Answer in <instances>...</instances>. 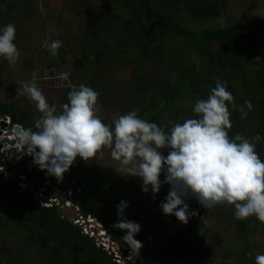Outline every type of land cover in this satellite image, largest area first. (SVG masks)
Returning <instances> with one entry per match:
<instances>
[{
	"label": "trees",
	"instance_id": "trees-1",
	"mask_svg": "<svg viewBox=\"0 0 264 264\" xmlns=\"http://www.w3.org/2000/svg\"><path fill=\"white\" fill-rule=\"evenodd\" d=\"M84 1H89L91 6L96 2L110 3L122 11L115 13L106 8L105 13L109 19L103 17L100 20L98 9H86L88 32L79 38L78 43L89 39L91 43L89 47L81 50L75 66H96L99 62L114 58L126 64L137 62L139 68L133 79L132 91L127 88L120 90V97H117L125 100L124 105L127 106L126 103L130 102L127 100L130 94V99L136 105L135 109L140 107L141 112L146 111L149 114L146 120L168 129L171 127L170 122H179L185 116V111H192L193 105L188 110L182 107L184 95L206 99L210 89L220 80L226 82L227 90L233 95V103L238 107H245L248 112L247 117L241 119V113L229 104V137L237 133L248 138L257 133L264 137V15L250 23L197 29L194 23L191 25L171 18L169 11L187 10L197 20H213L227 6V0H199L192 8L184 0ZM0 19L4 25L16 24V21L6 22L4 17ZM109 23H113L115 31L110 32L107 29ZM16 41L15 39V44ZM178 45L182 49L194 50L201 58L207 59L213 55L214 66H205L202 70L195 64H187V60L182 65V58L179 56L182 49L179 50ZM149 60L165 65L164 71L170 74L165 81L166 85L161 86L157 93L151 92L155 85L149 84L157 82L150 67L146 66ZM253 60H257L260 65L254 68ZM6 64L7 61L0 59V85L1 73L7 68ZM173 76L176 77L174 83ZM100 88L101 95L98 99L101 104H113L108 96L101 93L104 87ZM114 95L116 96L115 93ZM245 100L251 101V110L244 105ZM0 114L8 115L13 124L35 130L33 118L27 119L21 114L18 100L0 101ZM244 127L251 131L250 134L244 132ZM256 151L262 159L264 139L256 142ZM77 171L82 172V178L73 188L75 191L82 187L85 189L76 194L74 204L80 208L85 218L92 216L98 220L115 245L131 250L122 240L124 233L113 228L117 214L112 207L117 210L121 201L118 197L120 187L110 184L106 175L98 169L86 167L82 160L77 159L61 181L50 176L51 189L57 193L66 192L62 182L69 180ZM36 172L41 175L46 173L38 167ZM127 189L130 190L131 186H127ZM192 202L197 210L205 214V209L197 201ZM102 204L104 209H97ZM3 214L15 224L24 240L40 246L48 264H119L114 253L99 246L96 238L86 235L83 228L74 224L72 219L63 217L57 207H45L33 195L20 189L17 179H0V224L3 222ZM124 217L141 226L135 239L141 242L142 247L132 251V257L138 264H197L204 257L206 245L195 238L200 225L199 216L194 222L189 217L187 224L190 228L169 234L165 225H161L158 231L152 226L143 225L135 204L127 207ZM236 225L240 232L239 238L242 239L244 256H247L251 249V233L261 231L264 224L255 219L247 223L237 222ZM159 233H164L166 238L164 242L153 245L152 241L158 240ZM125 255L128 256L127 252ZM246 264H256V260L249 257Z\"/></svg>",
	"mask_w": 264,
	"mask_h": 264
},
{
	"label": "clouds",
	"instance_id": "clouds-1",
	"mask_svg": "<svg viewBox=\"0 0 264 264\" xmlns=\"http://www.w3.org/2000/svg\"><path fill=\"white\" fill-rule=\"evenodd\" d=\"M15 39L14 24L0 27V59L9 66L19 58ZM45 44L50 56L58 54L61 41ZM69 75L61 71L53 77L68 81L70 86L67 102L59 106L49 104L35 83L21 82L17 89L41 114L35 121V130L21 129L18 135L25 153L41 171L61 181L77 159L89 162L98 153L103 154L104 149H110L111 158L126 174L121 176L139 178L142 192L151 191L155 197L162 183L169 186L160 204L166 216L174 215L186 224L189 216L196 214L189 211L188 201L195 200L204 209L228 205L234 208L237 220L254 216L264 223V160L256 151V142L264 137L259 133L251 138L239 133L229 137V104L241 113V119L248 112L233 103L226 82L217 80L206 99L195 101L193 117L170 122L171 127L166 129L141 118L136 109L115 117L111 125L105 124L96 115L99 93L85 84L71 85ZM244 105L251 110V101L245 100ZM71 190L75 192L73 202L78 192ZM67 192L64 193L68 199ZM62 205L76 208L74 202L72 206L64 202ZM128 206L124 200L117 205L113 228L124 233L122 240L134 251L142 247L135 239L141 226L124 217ZM255 260L256 264H264V254L257 255Z\"/></svg>",
	"mask_w": 264,
	"mask_h": 264
},
{
	"label": "rangeland",
	"instance_id": "rangeland-1",
	"mask_svg": "<svg viewBox=\"0 0 264 264\" xmlns=\"http://www.w3.org/2000/svg\"><path fill=\"white\" fill-rule=\"evenodd\" d=\"M184 1L189 8H192L199 0ZM89 7L98 9L100 20L103 17L109 19L105 13L106 8L115 13H122L118 6L104 2H96L91 6L89 1L84 0H0V17H4L6 22L16 21V46L19 50L17 62L12 66L7 63L5 65L7 68H4L1 73L0 101L18 100V106L20 105L23 117L33 118L32 121L35 124L41 114L26 95L17 93L21 82L35 83L45 95L49 104L55 103L59 106L67 102V93L70 91V86L68 81L61 82L53 79V77L61 71H67L70 74L69 81L71 85L85 84L96 90L99 95H101L100 87H104L101 93L114 102L110 106L105 103L104 106L103 103L101 104L100 99L97 101L96 115L105 124L111 125L115 117L136 108L135 103L130 99V94L127 99L130 102L126 103L127 106L124 105L125 100L122 101L121 98L117 97H120V90L126 88L131 90L133 88V79L139 68L137 62L126 64L114 58L99 62L96 66H75V61L80 57L81 50H84V47H89L91 43L89 42L90 39L78 43L79 38L88 32L86 28V9ZM169 15L182 23L191 25L194 23L197 29L210 26L229 27L235 23H250L254 19L261 18L264 15V0H227V6L213 20H197L187 10H172L169 11ZM3 23V21H0V27L4 26ZM107 29L110 32L115 31L113 23H109ZM54 40L61 41V46L58 49V54L52 57L48 53L45 41L50 44ZM180 46L178 45L179 50L182 49ZM63 50L64 54H62ZM61 55H63V60H61ZM179 56L182 58L180 61L182 65L187 60V64H195L198 69L205 66L211 68L214 66L213 55L207 59L201 58L194 50L189 48L182 49ZM89 58L93 59L91 56ZM253 64L255 65L254 68L260 65L257 60H253ZM146 66L150 67L151 73L157 80V82L149 83L155 85L154 88H151L153 90L151 92L157 93L161 86L166 85L165 81L170 74L164 71L165 65H160L158 62L149 60ZM175 79L176 77L173 76L172 83L175 82ZM61 83L63 84L62 87L56 86ZM241 93L244 94V91H241ZM196 100V97L189 98L184 95L182 107L188 110ZM115 104H120V106L117 107ZM136 110L143 119H147L149 116L146 111L141 112L140 107ZM194 115L192 111H185V116L179 122ZM244 132L250 134L251 131L244 127ZM262 160H264V154ZM83 162L86 167L98 169L106 175L110 184L120 187L118 197L127 201L128 205H136L143 225L152 226L157 231L161 225H165L168 234L189 227L187 223L179 221L174 215L166 216L161 211L160 204L164 201L169 189L167 184L162 183L161 189L155 197H153L151 191L147 194L142 192V181L139 178L122 177L126 174L120 171L118 162L111 158L110 149H104L103 154L98 153L95 160ZM81 178L82 172H75L69 180L62 182L63 188L67 191L74 189L73 187L77 185ZM161 180L163 181V175ZM129 185L131 186L130 190L127 189ZM81 189L84 190L83 187ZM188 204L189 211L196 213L189 216L190 219L194 222L199 216L200 225L196 230L195 238L202 240L206 245L204 257L197 264H246L247 258L253 257L255 260L257 255L264 254V228L261 231L251 233L249 240L251 249L247 256H244L243 246L241 245L242 239L239 238L240 232L236 223L254 221L256 219L254 216L241 221L234 217V208L228 205H218L211 209H205L204 214L196 209V205L192 200H189ZM97 209H104V205H98ZM112 210L117 214V210L113 207ZM191 226L194 227L192 224ZM18 231L15 224L11 223L8 217L3 214V222L0 224V264H48V259L40 246L29 244L19 235ZM98 234H95L96 237H98ZM165 236L164 233H159L158 240L152 241V244L164 242ZM106 245L108 246V244ZM109 253H115V251L110 249Z\"/></svg>",
	"mask_w": 264,
	"mask_h": 264
},
{
	"label": "built area",
	"instance_id": "built-area-1",
	"mask_svg": "<svg viewBox=\"0 0 264 264\" xmlns=\"http://www.w3.org/2000/svg\"><path fill=\"white\" fill-rule=\"evenodd\" d=\"M6 118V123L8 124V126L13 129L14 125L11 121V118L9 116H4ZM1 121H3V117H1ZM7 133L6 129L3 131V134ZM10 139H14L16 140V144L14 147H17L19 150H21V156L19 157H13L12 155H7L4 150L0 151V155H2V158L0 159V179H3L5 181H9L11 179H17L18 181V187L22 190H24L27 186V182L29 181L28 178L26 177V174H29L32 178V176H36V180L37 181H41L42 182V186L39 187L37 186V192H38V198H36L43 206L45 207H49L52 208L54 206H58L60 204L58 199L52 198L50 196V189H51V179L50 176L47 175L46 173L44 174H39L37 173V167L32 163V159L31 157L25 153L24 150V146L19 142L18 138H15L13 136H10ZM10 147V146H7ZM23 158V159H27L28 162L32 163V167L28 170V171H24L21 170L20 168V164L18 163L19 160ZM9 163H11V167H9ZM83 189H85V187H83ZM82 191L81 188L77 189V192L80 193ZM68 195V200L65 201V205L66 206H72L73 202L71 200V197L73 195H75V192L73 190H70L67 192ZM77 211L79 212V217L76 219H72V221L74 222V224L81 226L83 228V232L86 235H90L92 237H95L99 246L103 247L106 251H108L109 248L106 244H108L106 242V240L98 241V237H96L95 234L99 233L98 236H101V233L104 235L105 233L103 231H98L97 227H101V224L98 223V221L92 217V216H88L87 218H85L79 207H77ZM93 224V225H91ZM92 234V235H91ZM101 243V245H100ZM106 243V244H105ZM106 245V246H105ZM113 251H115V257H116V262L119 264H126L124 261V258L127 257L129 259H133L132 257V251L129 249H121L120 247H118L116 245V248L112 249ZM125 252H127L128 256L125 255ZM117 255V256H116ZM121 260V261H119Z\"/></svg>",
	"mask_w": 264,
	"mask_h": 264
},
{
	"label": "water",
	"instance_id": "water-1",
	"mask_svg": "<svg viewBox=\"0 0 264 264\" xmlns=\"http://www.w3.org/2000/svg\"><path fill=\"white\" fill-rule=\"evenodd\" d=\"M6 129L7 133L3 134V131ZM21 130L20 126H14L13 129H11L8 124L6 123V118L3 117V121H1V114H0V151L4 150V152L7 155H12L13 157H19L21 156V150H19L17 147H14L16 144V140L10 139V136H13L15 138H18L19 132ZM10 146V147H7ZM25 150V148H24ZM2 158V155H0V159ZM20 164L21 170L28 171L32 167V163L28 162L27 159L21 158L18 162ZM26 177L28 178L27 186L24 189L25 192L30 193L33 195V197L38 198V192L36 187L42 186L41 181L36 180V176H31L29 174H26ZM50 196L52 198L58 199L60 204L57 206L58 211L61 213V215L68 219H76L79 217V212L77 211V208L75 207H65L63 206V202L67 201L66 194L64 192H55L53 189H50L49 191ZM98 231H103L105 234L98 236V238L101 241L106 240V242L109 245V248L112 250L113 248H116V245L111 241L110 236L104 231L103 226L97 227ZM110 249L108 252H110ZM124 261L126 264H138L134 259H129L127 257L124 258Z\"/></svg>",
	"mask_w": 264,
	"mask_h": 264
},
{
	"label": "flooded vegetation",
	"instance_id": "flooded-vegetation-1",
	"mask_svg": "<svg viewBox=\"0 0 264 264\" xmlns=\"http://www.w3.org/2000/svg\"><path fill=\"white\" fill-rule=\"evenodd\" d=\"M14 125H17V126H20L21 127V129H24L21 125H18V124H14Z\"/></svg>",
	"mask_w": 264,
	"mask_h": 264
},
{
	"label": "bare ground",
	"instance_id": "bare-ground-1",
	"mask_svg": "<svg viewBox=\"0 0 264 264\" xmlns=\"http://www.w3.org/2000/svg\"><path fill=\"white\" fill-rule=\"evenodd\" d=\"M101 235H103V234L101 233Z\"/></svg>",
	"mask_w": 264,
	"mask_h": 264
}]
</instances>
